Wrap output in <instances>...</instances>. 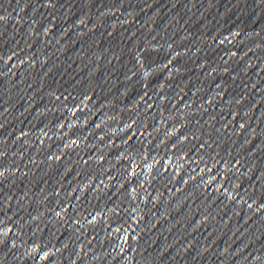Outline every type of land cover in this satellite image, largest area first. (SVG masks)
<instances>
[{"label": "water", "instance_id": "obj_1", "mask_svg": "<svg viewBox=\"0 0 264 264\" xmlns=\"http://www.w3.org/2000/svg\"><path fill=\"white\" fill-rule=\"evenodd\" d=\"M264 47V0H0V111Z\"/></svg>", "mask_w": 264, "mask_h": 264}]
</instances>
